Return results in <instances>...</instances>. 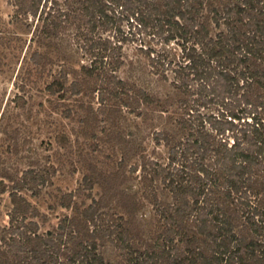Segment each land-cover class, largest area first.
I'll return each mask as SVG.
<instances>
[{
  "label": "trees",
  "instance_id": "trees-1",
  "mask_svg": "<svg viewBox=\"0 0 264 264\" xmlns=\"http://www.w3.org/2000/svg\"><path fill=\"white\" fill-rule=\"evenodd\" d=\"M7 2L30 32L27 59L49 71L43 90L57 105L93 95L77 104L91 114L81 119L109 120L121 155L114 171L92 166L63 192L69 211L43 231L22 190L44 177L1 171L11 206L0 264H264V0ZM130 43L169 84L165 98L119 74ZM127 113L161 121L151 152L123 130ZM130 179L139 193L123 188Z\"/></svg>",
  "mask_w": 264,
  "mask_h": 264
},
{
  "label": "rangeland",
  "instance_id": "rangeland-1",
  "mask_svg": "<svg viewBox=\"0 0 264 264\" xmlns=\"http://www.w3.org/2000/svg\"><path fill=\"white\" fill-rule=\"evenodd\" d=\"M29 36V30L15 19L13 7L7 0H0V172L5 168L14 172L32 166L35 174L44 177L45 181H37L35 191L22 190L36 207L37 215L33 218L43 231L54 226L59 216L69 211L59 204L60 195L81 186L84 173L92 166H96L97 173L114 171L121 149L102 129L109 120L96 123L91 119L92 123L86 124L81 119L91 114L77 104L96 100L93 95L67 93L57 105V93L48 94L43 90L45 81L50 78L49 71H41L42 68L27 59ZM125 51L126 62L119 74L135 79L149 92L165 98L170 86L149 70L147 57L134 43L127 44ZM66 105L72 108L69 116L61 111ZM127 118L128 125L121 124L123 130H131L129 137H135L142 144L140 148L151 152L154 146L151 131L161 121L149 119L144 122L131 113H127ZM140 150L127 159L126 170L138 160ZM123 188L140 192L135 179L123 183ZM100 192V185L94 183L91 193L98 196ZM75 199L79 203L90 201L84 193ZM10 206L5 192L0 196V223L7 222L6 212Z\"/></svg>",
  "mask_w": 264,
  "mask_h": 264
}]
</instances>
